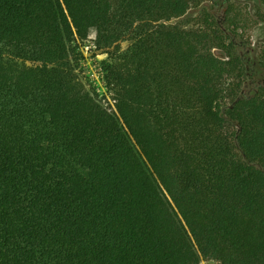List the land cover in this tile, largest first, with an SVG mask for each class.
Segmentation results:
<instances>
[{
  "label": "trees",
  "instance_id": "trees-1",
  "mask_svg": "<svg viewBox=\"0 0 264 264\" xmlns=\"http://www.w3.org/2000/svg\"><path fill=\"white\" fill-rule=\"evenodd\" d=\"M204 2L0 0V264H264V82Z\"/></svg>",
  "mask_w": 264,
  "mask_h": 264
},
{
  "label": "rangeland",
  "instance_id": "rangeland-1",
  "mask_svg": "<svg viewBox=\"0 0 264 264\" xmlns=\"http://www.w3.org/2000/svg\"><path fill=\"white\" fill-rule=\"evenodd\" d=\"M204 6H207L212 13L216 14L220 21L225 22L228 26V18L237 23V27H232L239 36L240 47L238 53L244 60L248 77L244 83L252 84L253 87L260 86L264 82V73L261 66V58L264 54V4L262 0H230L222 2V0H205ZM203 6V7H204ZM202 8H193L190 11L191 18H199ZM227 18V19H228ZM96 32L92 30L87 40L77 43L76 58L78 74L80 80L84 81L89 87L95 89L99 96V100L106 106L114 107L112 94L103 90L99 86L102 82L101 74L105 71L104 62L108 60V55L95 48ZM130 46L129 41L121 43V48L127 50ZM216 55L225 56L222 50H215ZM98 90V91H97ZM202 264H210L203 261Z\"/></svg>",
  "mask_w": 264,
  "mask_h": 264
},
{
  "label": "built area",
  "instance_id": "built-area-1",
  "mask_svg": "<svg viewBox=\"0 0 264 264\" xmlns=\"http://www.w3.org/2000/svg\"><path fill=\"white\" fill-rule=\"evenodd\" d=\"M95 46V48H97L96 47V44L94 45ZM101 76V80H102V82H100L99 80H98V82H99V86L100 87H102L103 88V90L106 92V90H108V88H107V82H106V80H105V71H102V74L100 75ZM98 91V90H97Z\"/></svg>",
  "mask_w": 264,
  "mask_h": 264
}]
</instances>
